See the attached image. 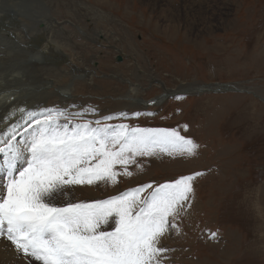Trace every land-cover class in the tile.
<instances>
[{
    "label": "rangeland",
    "instance_id": "374dc122",
    "mask_svg": "<svg viewBox=\"0 0 264 264\" xmlns=\"http://www.w3.org/2000/svg\"><path fill=\"white\" fill-rule=\"evenodd\" d=\"M45 2L48 14L68 31L62 50L70 61L55 66L57 84L74 87L66 105L81 108L72 105L65 113H85L84 120L95 121L127 109L128 119L106 122L175 128L199 145L193 157H137L129 166L131 177L121 176L115 185L77 186L56 203L105 199L148 182L202 172L193 181L190 207L176 221L179 230L161 240L171 249L166 264H264V0H190L173 13L162 11L166 7L157 0ZM167 23L177 25L178 33H164ZM71 61L94 69L93 80L74 81L62 73L75 72ZM214 83L248 90L165 94ZM132 85L141 88L137 94L144 104L159 95L164 101L150 109L130 106L124 95ZM8 243V254L16 255ZM8 254L0 264H19L9 262Z\"/></svg>",
    "mask_w": 264,
    "mask_h": 264
},
{
    "label": "snow or ice",
    "instance_id": "6c2138e0",
    "mask_svg": "<svg viewBox=\"0 0 264 264\" xmlns=\"http://www.w3.org/2000/svg\"><path fill=\"white\" fill-rule=\"evenodd\" d=\"M41 115L26 122L22 141L17 125L0 130V238L27 264H166L171 249L161 240L179 230L176 221L190 207L202 172L105 199L56 201L77 186L131 177L137 157H193L199 145L175 128L106 122L126 120L127 113L95 121L59 109Z\"/></svg>",
    "mask_w": 264,
    "mask_h": 264
},
{
    "label": "bare ground",
    "instance_id": "6f19581e",
    "mask_svg": "<svg viewBox=\"0 0 264 264\" xmlns=\"http://www.w3.org/2000/svg\"><path fill=\"white\" fill-rule=\"evenodd\" d=\"M40 5L41 7H39ZM49 8L45 0H0V111L3 109L0 112V130L11 125H17V141L27 138L24 135L26 122L34 123L35 118L42 119L41 113L44 111L59 109L65 112L72 105L77 107V111L81 108L80 103L66 105L69 100L72 101L74 87L72 88L68 84L67 86L57 84V79L60 76L56 73L55 66L60 67V64L70 61L68 54L62 50L65 48L63 39L67 38L68 31L52 15L48 14ZM79 11L83 12L82 9H79ZM83 15H85V12H83ZM40 23L41 28L36 26ZM98 34L100 35V33ZM71 63L75 65L72 61ZM74 70V73H72V70L69 72L64 69L61 72L70 73L74 81H92L94 78L91 71L95 70L89 66L81 68L75 65ZM140 89L137 85H132L129 90L130 93L124 95V97H126V101H131L130 106L148 108V101L152 99H146V104H144L143 100L145 99L141 96L138 97ZM179 89V91L174 90L175 92L166 89L165 94L170 96L180 93L199 94L204 91L248 90L245 88L239 89L228 83L192 84L190 87H179ZM52 97H56L58 101L49 103ZM156 98L158 99L156 104H161L165 97L159 95ZM12 100L13 103L10 105ZM93 110L92 113L95 114L99 111L97 108ZM127 111L125 109L121 113ZM12 113L14 115L8 118L9 114ZM7 243L6 239L1 238V262L8 254L6 250ZM16 255L9 252V262L26 264L24 260L19 259Z\"/></svg>",
    "mask_w": 264,
    "mask_h": 264
},
{
    "label": "crops",
    "instance_id": "0c3cea01",
    "mask_svg": "<svg viewBox=\"0 0 264 264\" xmlns=\"http://www.w3.org/2000/svg\"><path fill=\"white\" fill-rule=\"evenodd\" d=\"M133 4H135V1L137 0H133ZM170 1V3H169ZM183 1H190V0H167V1H164V0H157V2H161V5L164 7H166V9H162V11H167L169 10L170 13H173V10L175 8H177L176 6H182L181 2ZM126 3H130L129 0H125ZM142 2V0H139V3ZM138 4V3H137ZM171 4V5H170ZM174 4V5H172ZM168 6V7H167ZM139 8V6H137ZM136 7V8H137ZM141 10L143 9V6H140ZM148 9V8H147ZM186 11H190V9H185ZM150 21H153V18H150ZM148 24H145L144 26H147ZM158 23L155 22V27H157ZM175 26L177 25H174L173 23H167L165 24V27H164V33H167V32H170V33H178L179 29H176ZM176 30V31H175ZM179 34H176V36H178ZM174 40H176V38H171V41L173 42ZM172 44V43H171Z\"/></svg>",
    "mask_w": 264,
    "mask_h": 264
},
{
    "label": "water",
    "instance_id": "95a60500",
    "mask_svg": "<svg viewBox=\"0 0 264 264\" xmlns=\"http://www.w3.org/2000/svg\"><path fill=\"white\" fill-rule=\"evenodd\" d=\"M121 60H122V57H121V56H119V57H118V61H121ZM230 90L239 91L238 89H230Z\"/></svg>",
    "mask_w": 264,
    "mask_h": 264
},
{
    "label": "built area",
    "instance_id": "2783aa9c",
    "mask_svg": "<svg viewBox=\"0 0 264 264\" xmlns=\"http://www.w3.org/2000/svg\"><path fill=\"white\" fill-rule=\"evenodd\" d=\"M144 109H149V108H144Z\"/></svg>",
    "mask_w": 264,
    "mask_h": 264
}]
</instances>
